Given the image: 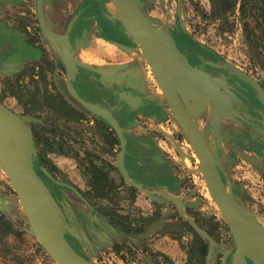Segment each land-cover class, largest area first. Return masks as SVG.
Segmentation results:
<instances>
[{
	"label": "rangeland",
	"instance_id": "1",
	"mask_svg": "<svg viewBox=\"0 0 264 264\" xmlns=\"http://www.w3.org/2000/svg\"><path fill=\"white\" fill-rule=\"evenodd\" d=\"M83 1L89 5L87 14L114 17L116 0H44L48 24L63 33L66 20ZM262 1L138 3L157 28L172 36L181 66L198 68L214 78L209 81L215 85L210 98L215 105L204 114L223 119L232 136L249 137L250 142L243 143L246 152L242 157L236 153L231 159L227 149L231 146L222 147L221 139L211 136V127L200 120L203 133L223 163L221 187L264 227V108L258 92L241 75L246 72L264 84V33L253 18ZM37 7V0H0V101L23 117L34 133L36 169L43 191L56 204L71 245L96 264H256L246 252L264 264V246L252 249L245 241L237 244L238 237L210 192L199 145L174 119L159 88L164 117L158 123L141 122L135 130H122L119 144H103L122 126L97 110L96 102L88 100L91 104L87 105L82 95L70 93L73 83L64 67L62 41L46 34ZM178 28L217 56L212 70L194 65L181 50L182 45L195 52L187 40L177 43L174 31ZM132 40L133 56L151 68L144 49ZM218 129L221 131L220 125ZM92 166L102 169L111 183L101 196L91 187ZM96 209L115 210L123 216L120 224L131 222V231L123 226L117 231ZM0 212L14 229L6 237L11 253L0 242V264H11L13 253L26 258L25 264H58L32 232L1 159ZM196 232L209 247L205 256L191 261L189 252L196 247Z\"/></svg>",
	"mask_w": 264,
	"mask_h": 264
},
{
	"label": "water",
	"instance_id": "2",
	"mask_svg": "<svg viewBox=\"0 0 264 264\" xmlns=\"http://www.w3.org/2000/svg\"><path fill=\"white\" fill-rule=\"evenodd\" d=\"M38 1V13L40 23L46 32L52 38L62 40L63 60L69 73V81H75L79 68L74 62L71 50L72 43L70 40V31L73 28L76 17L69 24L66 34L61 35L54 32L46 23L44 18L43 0ZM131 13V21L135 30L141 36L137 43L144 49L147 59L153 73L166 95L171 111L177 122L188 131L199 145L204 159V170L210 192L218 204L224 219L229 225L232 232L238 237V245L243 244V237L233 222V217L229 206L221 191L220 170H223L219 160L214 154L209 142L204 134L195 123L188 110L184 106L175 86L171 83L168 76L161 67L156 47L151 40L152 37L164 39L161 45L165 52L173 60L174 65H181L176 55V49L172 47V36L157 28L150 18L145 14L138 3V0H123ZM117 20V19H116ZM125 26V25H124ZM126 27V26H125ZM127 28V27H126ZM182 67V66H181ZM258 88L261 98L264 102L263 88L253 82ZM0 117L6 118L14 126L17 137L13 140H4L3 146L8 152L5 154V162L9 169V179L16 192L20 204L27 216L28 222L37 239L40 241L48 255L58 264H96L80 254L68 241L63 231H57L54 228V221L41 210L40 192L43 191V183L36 169L37 148L34 134L26 120L13 112L4 103L0 101ZM0 128L6 133L8 128L3 120H0ZM120 131V129H118ZM56 205V204H55ZM57 208V207H56ZM58 212V210H57ZM259 226L264 234V227L258 222L249 220ZM245 253V252H244ZM245 256L260 264L259 260L249 254Z\"/></svg>",
	"mask_w": 264,
	"mask_h": 264
},
{
	"label": "crops",
	"instance_id": "3",
	"mask_svg": "<svg viewBox=\"0 0 264 264\" xmlns=\"http://www.w3.org/2000/svg\"><path fill=\"white\" fill-rule=\"evenodd\" d=\"M98 15L108 34H103L97 15L93 17L92 23L86 19L78 20L72 33L74 39L78 38L74 52L77 55L74 58L82 68L84 76L91 72L90 77L97 83L94 89L107 93L106 101H110L109 97L112 100L109 108L99 101L96 102L97 110L103 111L106 117L121 116L125 123L130 120L138 122L141 118L154 123L164 117L165 107L155 86L151 68L145 67L142 60L133 56L135 46L132 39H136L121 21L111 18V14V17L108 13ZM112 31L130 40L132 45L115 39ZM175 66L181 73L179 83H175L171 74L162 69L177 89L188 111L198 120L204 116L209 106L215 105L210 100L215 85L209 81L214 78L202 74L198 68H191L192 66ZM84 76L82 75L83 79ZM85 103L91 104L88 100ZM210 118L211 116L208 117ZM126 127L129 131L135 130L132 128L134 126H123L124 129Z\"/></svg>",
	"mask_w": 264,
	"mask_h": 264
},
{
	"label": "flooded vegetation",
	"instance_id": "4",
	"mask_svg": "<svg viewBox=\"0 0 264 264\" xmlns=\"http://www.w3.org/2000/svg\"><path fill=\"white\" fill-rule=\"evenodd\" d=\"M44 1V0H43ZM83 3H84V1H83ZM79 5V4H78ZM37 6H38V1H37ZM78 7V6H77ZM38 8V7H37ZM43 8H44V2H43ZM87 2H85L82 6H79L78 8H76V11L75 12H73V15L71 16V18H69L68 20H66V28H65V30H64V32L63 33H58V32H56L55 30H53L52 28H51V26L48 24V22H47V19H46V17H45V14H44V18H45V21H46V23H47V25L54 31V32H56V33H58V34H61V35H64V34H66V32H67V30H68V27H69V24L71 23V21L76 17V20L74 21V24H73V28L71 29V31H70V40H71V43H72V50H71V55H72V58H73V60H74V62L77 64V62H76V60H75V56L74 55H76L74 52L76 51V44H77V41H78V38L76 37L75 39L73 38V36H72V33H73V30H74V26H75V24L77 23V21L79 20H83V19H86L87 21H89L90 23H92V19H93V17L94 16H92V15H89V14H86L87 13ZM85 13V14H84ZM178 15L180 16L181 15V12H180V10L178 11ZM97 16H98V18H99V20L101 19L100 17H99V15H98V13H97ZM38 18H39V13H38ZM100 22H101V20H100ZM39 23H40V19H39ZM40 25H41V23H40ZM101 29H102V32H103V34H108V33H106V30H105V28H104V25L102 24V22H101ZM41 27H42V25H41ZM43 28V27H42ZM180 28H178V31H174V37H175V39H176V41H177V43L180 45V44H182V42L181 41H184V40H187V42L189 43H192L191 45L193 46V48L195 49V52H190L189 50L190 49H188V48H186V47H184V46H180L181 47V50H183V51H185L186 53H187V55H188V57H189V59L191 60V62L194 64V65H199V66H203V69H205L206 71L208 70H212L213 68L211 67L213 64V62H217L218 61V58H217V56L216 55H214V54H212V51L211 50H209V49H205V48H203L202 46H198L199 44H197L196 42H194L190 37H188V36H186V34L182 31V30H179ZM112 35H113V37L115 38V39H118L119 41H122V42H125V43H127V44H131L132 45V42L130 41V40H128L127 38L125 39V38H123V36H120V33H118V32H114V31H112ZM59 40V39H58ZM60 41H62V40H60ZM62 50H63V48H62ZM196 53V54H195ZM197 55V56H196ZM200 56H202L201 57V59H200ZM203 56L204 57H206V59L207 60H205L204 58H203ZM203 59V60H202ZM63 62H64V60H63ZM77 66H78V68H79V73L77 74V77H76V80L75 81H71L72 83H73V86H72V88H71V90H70V93L71 94H73V93H77V94H80V95H82V97H84V99H86V100H92V101H94V102H101L103 105H105V106H107L108 108L109 107H111V103H112V100H111V97H109V100L110 101H106L105 100V98L107 97V93H105V92H99V90H96V89H94L95 88V86L97 85V83H96V81H94L90 76H92V73L90 72L88 75H86V76H84V73L82 72V68L77 64ZM64 67H65V69H66V72H67V77H69V73H68V69H67V66L65 65V63H64ZM231 68H229L228 67V70H230ZM151 70H152V68H151ZM220 73H224V74H226V75H228V73L226 72V71H224V70H221L220 71ZM216 76H218L219 74H217V73H214ZM82 75L84 76V79L82 78ZM152 75H153V79H155V82L157 83V88H159V90H161L162 91V89H161V87H160V85H159V83H158V81H157V79H156V77H155V75H154V73H153V70H152ZM241 75H242V77H244L248 82H250V84L252 85V87L258 92V96H259V99H260V102H261V104H262V106H263V108H264V102H263V100H262V98H261V95H260V92H259V90H258V88L256 87V85L253 83V82H256L257 84H259L262 88H263V90H264V84L259 80V79H257V78H255V77H253L252 75H250V74H247L246 72H241ZM69 79V78H68ZM154 82V83H155ZM163 93V92H162ZM63 94V93H62ZM165 94V93H164ZM163 94V95H164ZM165 96V102H167V105H168V108H169V110H170V112H171V114H172V116L174 117V115H173V113H172V111H171V108H170V106H169V102H168V100H167V98H166V95H164ZM179 96H180V94H179ZM180 98H181V96H180ZM181 101H182V99H181ZM182 103H183V101H182ZM184 104V103H183ZM184 106H185V104H184ZM167 107V106H166ZM186 107V106H185ZM186 109H187V107H186ZM188 110V109H187ZM189 112V111H188ZM205 112H206V110H205ZM189 114L191 115V117L193 118V120L195 121V123L198 125V127L200 128V130L202 131V129H201V124H200V118L197 120V118L194 116V114H191L190 112H189ZM111 118H113V119H115V124H116V122L117 123H119V125L120 126H122L121 127V129H120V131L118 130V131H115L113 134H114V138H112V137H109L108 139H107V137H106V139H107V143L106 142H103V144H119L118 142H120V140H121V137L123 136V134H122V130H124V131H129V128H123V126L124 125H126V123L122 120V118H121V116H116V117H111ZM204 118V119H203ZM203 120H201V122H202V124H203V122L208 126V128L209 127H211V129H210V135L211 136H213V135H216L218 138H220L221 140H220V144H223L222 145V147H225V144H228V146H231V148H229V147H227V149H228V151H229V154H228V157H230L231 159H234V158H236L237 157V155H236V153H238V156L240 155L241 157H242V155H243V151H245L246 152V150H243V146H244V144L243 143H248V142H250L249 141V137H247V136H242V135H237L236 137L235 136H232L231 135V133L227 130L228 128H227V123L223 120V119H221V120H219V119H217V118H214L213 116H212V118H214V119H212V118H210V119H208V117H207V115L206 114H204V116H203ZM161 119V118H160ZM174 119L176 120V118L174 117ZM212 119V120H211ZM159 119H157L154 123H158L157 121H158ZM93 121V120H92ZM92 121H91V123H92ZM177 121V120H176ZM219 121H220V123H219ZM129 122V121H128ZM141 122H144V123H146V122H150L148 119H143V118H141L138 122L137 121H131L130 122V124H128L127 126H134V127H132V128H134V129H136L138 126H140L139 125V123H141ZM152 124H154L153 122H151ZM178 123V122H177ZM219 123V124H218ZM179 124V123H178ZM219 125L221 126V131H219V129L217 130V127L219 128ZM179 126L183 129V127L179 124ZM115 128V127H114ZM207 128V129H208ZM111 128L109 127V130H110ZM32 130V129H31ZM116 130V129H115ZM183 130H185V129H183ZM131 131V130H130ZM186 131V130H185ZM33 132V131H32ZM188 132V131H187ZM189 133V132H188ZM202 133H203V131H202ZM34 134V133H33ZM204 134V133H203ZM191 135V134H190ZM204 136H205V134H204ZM35 137V136H34ZM205 138H206V136H205ZM207 139V138H206ZM111 141H112V143H111ZM207 141L209 142V144H210V146H211V143H210V141L207 139ZM35 142H36V139H35ZM235 144H237V145H235ZM36 148H37V144H36ZM211 148H212V146H211ZM212 150H213V148H212ZM213 152H214V154L216 155V157H217V159L219 160V163L221 164V166H222V168H223V170H220V172H225V170H224V167H223V163L221 162V160L219 159V157H218V155H217V153H215V151L213 150ZM38 155V154H37ZM37 155H36V165H37ZM239 156V157H240ZM80 191V193L83 195V196H86L85 195V192H83L82 190H79ZM92 208V207H91ZM96 212H98L100 215H101V218L103 219V221L107 224H110V225H112L117 231H119V229H120V227L121 226H123V224H120L119 222H117V221H108L106 218H105V216H104V214H103V211H101V209H96ZM217 221V223L218 224H220V222H219V220H216ZM103 222V223H104ZM105 223H104V225H105ZM229 226V225H228ZM75 248V247H74ZM76 249V248H75ZM78 251V250H77Z\"/></svg>",
	"mask_w": 264,
	"mask_h": 264
},
{
	"label": "bare ground",
	"instance_id": "5",
	"mask_svg": "<svg viewBox=\"0 0 264 264\" xmlns=\"http://www.w3.org/2000/svg\"><path fill=\"white\" fill-rule=\"evenodd\" d=\"M121 3L122 7H120L119 2ZM117 2V8L113 5L112 11L113 16L112 18L121 21L128 29V31L135 37V39L139 42L141 40V36L137 33V31L134 28V25L131 21V13L123 0H116ZM153 44L156 47V52L159 57L161 67L167 71L169 74H171V79L175 83L181 82V73L176 68V66L173 63V60L170 58V56L165 52L163 49L161 42H164V39L160 37H150ZM163 91V90H162ZM0 120H3L8 128V132H4L2 128H0V159L2 160L3 164L6 167V170L9 174V169L7 167V164L5 162V154L8 152L7 149L3 146L4 140H14L17 137L16 130L14 126L7 120L6 118H1ZM1 127V126H0ZM10 177V175H9ZM221 191L223 193V196L227 202V205L230 208L233 222L237 226L238 230L240 231L243 240L251 246L252 249H254L255 245H262L264 246V234L259 226H257L255 223H251L249 220L256 221V215L254 213L248 212L240 208V206L234 201L233 198H231L229 190H226V187H221ZM40 200H41V210L43 213L47 214L53 221H54V228L57 231L62 232V225L61 222L58 219V212L56 205L54 201L51 199V197L45 193L44 191H41L40 194ZM52 200V201H51ZM258 221V220H257ZM261 242V243H260Z\"/></svg>",
	"mask_w": 264,
	"mask_h": 264
},
{
	"label": "trees",
	"instance_id": "6",
	"mask_svg": "<svg viewBox=\"0 0 264 264\" xmlns=\"http://www.w3.org/2000/svg\"><path fill=\"white\" fill-rule=\"evenodd\" d=\"M263 5L259 8L260 12L259 14H253V18L256 20L257 23V27H261L264 33V1ZM241 12L243 13V15H245V10H244V6L241 7ZM246 29L248 28V24L245 25ZM93 167V177L91 180V187L93 190V193L96 194V196H101L105 191L108 192V188H110V180H108L106 174H103L102 169L96 168V166H92ZM103 211V210H101ZM103 214L105 216V218L108 221H120V219L123 217L119 214H116L115 210L113 213L110 212H104ZM114 214V215H112ZM123 227L125 228V230L127 232L131 231V222H127L125 221L123 223ZM14 233V229L11 225V223L5 218V216L0 212V242L2 243V245L7 248V252L11 253V249L9 248V246H7V239L6 237L11 234ZM194 244L196 245V247L191 248L189 254H190V259L192 261V258L195 256H205L207 254L208 251V242H206L197 232L195 233V239H194ZM7 246V247H6ZM6 256V255H5ZM7 257V256H6ZM26 258L20 256L19 254H12V256L9 258V261H11V264H25L26 262Z\"/></svg>",
	"mask_w": 264,
	"mask_h": 264
}]
</instances>
